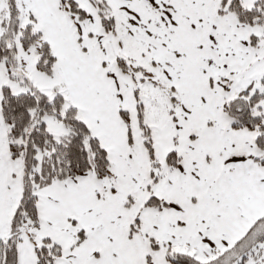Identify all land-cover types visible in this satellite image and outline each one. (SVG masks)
I'll list each match as a JSON object with an SVG mask.
<instances>
[{"label": "snow or ice", "instance_id": "obj_1", "mask_svg": "<svg viewBox=\"0 0 264 264\" xmlns=\"http://www.w3.org/2000/svg\"><path fill=\"white\" fill-rule=\"evenodd\" d=\"M0 264H264V0H0Z\"/></svg>", "mask_w": 264, "mask_h": 264}]
</instances>
